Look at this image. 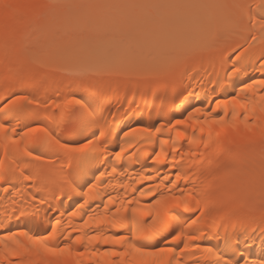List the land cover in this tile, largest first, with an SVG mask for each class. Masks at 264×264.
I'll return each mask as SVG.
<instances>
[{"label":"snow or ice","instance_id":"obj_1","mask_svg":"<svg viewBox=\"0 0 264 264\" xmlns=\"http://www.w3.org/2000/svg\"><path fill=\"white\" fill-rule=\"evenodd\" d=\"M0 83V264H264V0H0Z\"/></svg>","mask_w":264,"mask_h":264},{"label":"bare ground","instance_id":"obj_2","mask_svg":"<svg viewBox=\"0 0 264 264\" xmlns=\"http://www.w3.org/2000/svg\"><path fill=\"white\" fill-rule=\"evenodd\" d=\"M196 67L199 68V65H197ZM0 87H3L2 83H0ZM207 90L210 91V87ZM204 91L205 90H201L198 99L203 96ZM133 100L139 103L142 107L146 101L149 104V106H151L152 94L148 92L146 88H144L143 86H141L138 90L135 84L131 86L115 85V84L112 85V92L110 93V104L114 112L116 108H118L121 104L124 106V110L127 111L128 107L132 105ZM117 101H119V103H117ZM104 107H108V105H104ZM156 118H157V112H153L152 120L154 121ZM138 120L141 123L148 121V114L146 110L143 113H137L134 118L125 117L123 115V112H120L117 117V127L118 128L124 127L125 129H130L137 125ZM205 131H207V129H205ZM128 139L132 141V144L134 146H139L140 135L138 132L133 135H130ZM144 149L150 151V148L146 144L144 145ZM130 174L132 176L135 175V173H130ZM91 178H92L91 175H89L85 179L91 180ZM76 199L78 200L79 197H77ZM65 207H68L67 201L65 202ZM258 253H259V248L257 247L256 249H254V254H258Z\"/></svg>","mask_w":264,"mask_h":264}]
</instances>
